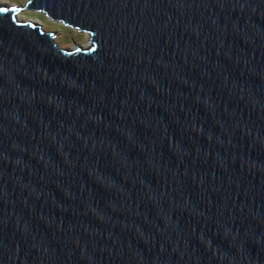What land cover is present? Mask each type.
<instances>
[{
  "label": "water",
  "instance_id": "95a60500",
  "mask_svg": "<svg viewBox=\"0 0 264 264\" xmlns=\"http://www.w3.org/2000/svg\"><path fill=\"white\" fill-rule=\"evenodd\" d=\"M0 264H264V0H0Z\"/></svg>",
  "mask_w": 264,
  "mask_h": 264
},
{
  "label": "trees",
  "instance_id": "16d2710c",
  "mask_svg": "<svg viewBox=\"0 0 264 264\" xmlns=\"http://www.w3.org/2000/svg\"><path fill=\"white\" fill-rule=\"evenodd\" d=\"M40 17L44 18V16H43V15H41V14H40ZM60 27H61L62 29H64V30H66V31H69V30H67V28H64V27H63V26H61V25H60Z\"/></svg>",
  "mask_w": 264,
  "mask_h": 264
}]
</instances>
